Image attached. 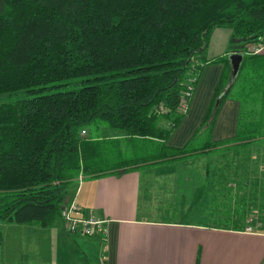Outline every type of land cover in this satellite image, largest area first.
<instances>
[{"label": "trees", "instance_id": "trees-1", "mask_svg": "<svg viewBox=\"0 0 264 264\" xmlns=\"http://www.w3.org/2000/svg\"><path fill=\"white\" fill-rule=\"evenodd\" d=\"M4 2L0 96L28 97L0 104V225L52 228L81 174L175 163L264 139V54L243 55L234 79L229 55L264 36V0ZM216 28L232 30L229 54L207 62ZM210 63L224 71L202 124L184 148L169 147L186 116L188 84L197 77L196 88ZM231 97L241 103L237 135L214 142ZM92 126L119 133L82 138Z\"/></svg>", "mask_w": 264, "mask_h": 264}, {"label": "crops", "instance_id": "crops-1", "mask_svg": "<svg viewBox=\"0 0 264 264\" xmlns=\"http://www.w3.org/2000/svg\"><path fill=\"white\" fill-rule=\"evenodd\" d=\"M4 11L5 2L0 0V15ZM231 35L229 28L213 31L207 62L229 54ZM223 71L220 63L204 66L189 110L169 147L184 148L199 130ZM240 112L236 97L225 101L212 134L214 142L235 138ZM160 127L168 129L170 122L162 121ZM197 157L208 154L84 176L69 196H76L84 216L103 221L102 225L91 236L69 234L62 219L52 228L27 225L36 227L31 236L38 252L23 264H264L261 224L249 233L246 227L252 218L232 228L214 222V180L216 173H227L229 168L200 165L195 163ZM236 216L219 220L236 223ZM46 249L49 253L41 252Z\"/></svg>", "mask_w": 264, "mask_h": 264}, {"label": "rangeland", "instance_id": "rangeland-1", "mask_svg": "<svg viewBox=\"0 0 264 264\" xmlns=\"http://www.w3.org/2000/svg\"><path fill=\"white\" fill-rule=\"evenodd\" d=\"M246 57L251 56L246 55ZM244 79L248 81L247 76H244ZM27 97L25 92L3 95L0 96V104ZM85 130L87 134L82 138L98 136L115 138L119 133V131L106 126L100 128L92 126ZM195 163L223 165L229 168L227 173H216L214 180L212 209L215 212V223H220L219 225L225 228H232L235 225L232 220L227 222V220H219V218H231L236 214L238 224L243 225L247 218H252L255 224L259 223L264 228V139L244 149L236 147H230L228 150L215 149L210 152L208 157H197ZM84 176L81 174L78 177L77 185H79V179ZM221 177L223 178L220 179ZM34 228L19 224L0 225L4 237L0 244V264H23V262H28L27 258L38 252L33 246L35 239L31 236ZM37 229L41 228L37 227ZM41 252L49 253V250H41Z\"/></svg>", "mask_w": 264, "mask_h": 264}, {"label": "built area", "instance_id": "built-area-1", "mask_svg": "<svg viewBox=\"0 0 264 264\" xmlns=\"http://www.w3.org/2000/svg\"><path fill=\"white\" fill-rule=\"evenodd\" d=\"M235 54V53H234ZM241 55L257 56L264 54V36L255 43L249 44L245 47ZM197 81V77H194L190 84H188V90L184 94V99L181 104L183 112L187 113L190 107L191 100L194 96L195 86L193 83ZM162 111H166L161 108ZM87 134L86 130L82 131V136ZM83 178L79 179V186L82 184ZM77 194V193H76ZM61 219L65 226L66 231L69 234L76 235L82 234L84 236H91L96 229H98L103 221L97 220L92 216H84L81 207L76 201V196H70V200L67 204L63 205L61 212ZM249 224L246 227L247 232L252 233L254 227L260 228V224H254V219H250ZM256 225V226H255Z\"/></svg>", "mask_w": 264, "mask_h": 264}, {"label": "water", "instance_id": "water-1", "mask_svg": "<svg viewBox=\"0 0 264 264\" xmlns=\"http://www.w3.org/2000/svg\"><path fill=\"white\" fill-rule=\"evenodd\" d=\"M245 48V45H236V46H233L232 47V50H235V54H233L231 57H230V61H231V64H232V68H233V79L236 78L239 74V71H240V67H241V64H242V61H243V55L241 54H238L237 52L239 50H244ZM70 200V196H68L64 202V204H67ZM63 209V207H62Z\"/></svg>", "mask_w": 264, "mask_h": 264}]
</instances>
